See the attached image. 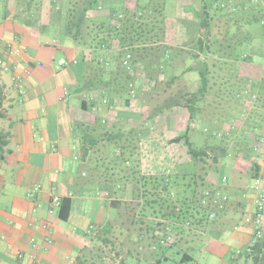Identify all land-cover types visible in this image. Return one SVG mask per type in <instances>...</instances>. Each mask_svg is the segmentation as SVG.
Returning <instances> with one entry per match:
<instances>
[{
    "label": "crops",
    "instance_id": "obj_1",
    "mask_svg": "<svg viewBox=\"0 0 264 264\" xmlns=\"http://www.w3.org/2000/svg\"><path fill=\"white\" fill-rule=\"evenodd\" d=\"M100 1L102 3H98L96 9L93 8V0H3L0 4V134L5 135L8 142L4 154L6 161L0 167L1 170L7 166L8 170L5 174L0 173V184L7 186L11 183L16 187L12 213L0 214V264H106L110 258L105 246L113 244L112 241L119 243L118 236L126 234V241H133L134 250L138 243L134 239L131 241L130 235L144 238L142 234L153 232L157 239L156 224L146 220L145 214L139 212L136 216L148 224L147 228L139 220L132 224L126 221L129 214L122 212L120 206L116 209L118 222L112 220L110 204L128 201L127 195H138L136 187L140 180L132 174L129 166L113 161L109 157L113 152L108 148L110 140L118 142L116 152L123 146H129L125 153L127 156L134 154L139 172L147 176L176 174V171L169 173L167 165L172 169L173 165L184 163L173 157L174 150L183 142L171 143L184 132L170 135L177 130L173 129L170 121L171 113L175 107H182L174 105L159 116H146L144 110L148 101L144 96L149 97L150 91L154 90L155 81L151 77L155 78L159 72H184V65L176 64L175 72L174 68L166 67H160L158 72L155 60L158 48L164 49L162 55L166 58L172 56L174 49L184 50L182 45H176L178 37L174 35V27L169 20L195 21L191 14L194 9L189 0ZM228 1L234 7L240 5L237 7L241 10L248 0ZM172 7L176 8V15H173ZM260 10L264 14V0H261ZM77 11L84 15L86 27L92 28L97 20L104 21L106 26L113 25L112 11L135 14L137 26L142 25V29L131 27L123 31L111 43L113 52L120 51L123 43V49L132 51L134 58L142 59L137 64L140 73L136 81L142 96L131 102L129 107L121 98L105 97V91L89 93L80 89V83L90 82L94 76L90 69L81 67L74 70L82 50L76 48L74 39L67 35V28L76 26L71 22L75 20ZM161 18L163 25L159 26L158 19ZM89 32H86L87 36ZM187 35L183 36L184 43L193 40ZM221 37L216 40L211 36L209 40L219 43ZM92 39L94 37L86 41L89 43ZM221 42L226 44L225 40ZM262 43L261 51L264 41ZM224 46L222 50L221 46L214 47L207 56L200 54L203 59H211L213 74L226 73L223 62L224 51L228 49ZM93 52V49L85 50L88 56ZM63 60L67 64L61 66ZM229 64L234 66L232 61ZM242 65L240 63L237 67ZM253 65L246 63L245 67ZM167 82L162 78L158 83ZM220 87L211 84V90L219 91ZM219 94H214V103L221 97ZM102 97L108 100L104 102ZM261 103L257 111L260 114L264 112V101ZM245 107L249 112L245 113L244 119L235 118L227 123V127L216 122L211 128L216 132L228 131L234 138L264 140V118L259 116V121V118L252 121L254 105L250 102ZM184 121L187 128L188 113ZM239 122L243 126L237 125ZM248 124L251 125L247 128ZM259 152L263 153L261 160L264 164V144ZM85 154L88 157L84 161ZM232 165L230 168L236 167ZM129 187L132 190L128 193L124 188ZM35 188L38 191L35 192ZM53 194L59 195L61 201L71 199L68 220L60 219L59 210L51 214ZM254 196L251 193L244 198L240 196L244 209L233 202L228 209L230 214L222 215L227 225L213 236L219 237L221 232L230 230L228 239L220 236L203 240L200 237L199 242H207L209 251H212L210 243L216 240L221 244L243 242L249 251L255 228ZM238 210L241 214H231V211ZM160 228H164L159 230L163 234L176 235L171 232L170 225L163 224ZM198 231L207 234V231ZM95 238L98 244H95ZM125 245L124 239L123 243L115 245L116 264H124L125 252L131 251L125 249ZM150 249L156 251L153 245Z\"/></svg>",
    "mask_w": 264,
    "mask_h": 264
},
{
    "label": "trees",
    "instance_id": "obj_2",
    "mask_svg": "<svg viewBox=\"0 0 264 264\" xmlns=\"http://www.w3.org/2000/svg\"><path fill=\"white\" fill-rule=\"evenodd\" d=\"M99 1L100 0H93L94 9L98 7ZM189 2L193 6L196 15L195 21H182L193 23L194 31L193 36H191L193 40L196 37H200L197 41L190 40L189 42L184 43L182 45L184 50L181 48L178 49V51L174 49L171 53L172 56L169 58L162 55L164 49L158 48L155 62H157L158 65V72L160 71V67L170 68L171 70L174 68L173 72H175L177 68L175 69L174 64L178 66L184 65V72L182 74L180 73V75H178V73L173 74L172 72L169 74L166 71L163 73L159 72L165 78L169 77L170 80L167 82L168 85L180 80L182 76L185 77L189 73L199 72L200 78L195 82L197 84V89L194 91L186 90L183 95H181L182 103H173V105L180 106L189 112V124L184 133L181 136L172 139L171 143L180 144L183 142L187 148V165L192 166L193 171L190 173H184V175L178 174V172L176 174L160 176L142 175L141 172H139V164L135 159L134 154L127 156V153H125V150L129 149V146H123L122 150H119V152H113L111 155L109 154V157H111L113 161L120 162L121 160V163L130 167L132 174L138 176L140 184H142L141 187L139 185L136 187L138 198L143 199L147 206H157V208H159L157 211L158 214H165V218L168 217L169 219L174 220L178 225L175 231L176 235H179L178 233L183 231L181 226L184 225L185 227L186 224L190 225L193 229L201 228L204 231H206L204 225L209 221L214 224H219V218L221 215L229 213L228 209L233 205V202L237 204L239 203V208L241 207L244 209V203L242 202L243 199H240V196L244 198V196L253 192L252 183L260 176L263 167V160H261V155H263V153H260L259 150L260 146L264 144V140L257 138H241V141L237 140L229 153L228 145L220 139H231L233 135L230 136V133L224 130L222 132H216L217 130L215 131L213 128L206 127L199 130L198 127V123L201 122V117H203L205 105H211L207 100L212 91V77L213 75H216L213 74L211 70V59H203L200 56V54L206 56L209 55L213 48L217 46V42H211L209 38L213 36L212 34L218 33L213 26H219L220 22L219 19H217V16L213 17L210 14V11H213L215 4L217 10H221L223 7H230L232 12H229V16L233 14L243 15L250 10H254L259 13V17L255 15V20L262 21L263 19L262 24L264 25V14L260 10L261 0H248L246 3H243L244 6L242 5L243 8L241 10L238 8L240 5L234 7L229 1L223 3L222 6H218L216 0H212V3L210 0H189ZM247 4L248 6H246ZM161 15L163 14L161 13ZM229 16L227 14L221 15L223 20H228ZM74 17L75 20L71 23L76 26L67 28V35L70 34L75 41L76 48L82 50L77 56L78 60L76 63L78 65L75 66L76 68L74 70L77 71V69L81 67L90 69L94 76V80L80 83V89L89 93L94 90L105 91L107 93V96L105 97H110L112 99L115 97L121 98L125 101L127 107H129L131 102L137 101L139 97L142 96H140L141 90L136 85L138 74L140 73L137 64L141 63L142 59L139 60L137 57L134 58L132 51L123 49V43L121 44L120 51L113 52L111 43L115 38L120 37L123 34V31L125 32V30H129L131 27L142 29V25L137 26V16L132 13L130 14L128 11H112L111 18L114 22L113 25L106 26L104 21L94 20L96 22H93L94 24L92 28L89 25V27L84 25L86 22L84 21L85 17L83 14L81 15L77 11ZM158 20L159 26H162V18ZM223 20L220 18L221 22ZM226 23H228V21L224 24L226 25ZM189 29H187L189 30L187 31V34L192 33L191 26H189ZM86 32H89L88 36L86 35ZM90 37H94V39L88 43L86 39ZM107 40L110 41L109 44ZM120 40L122 41L123 38ZM225 45L227 46V49L231 51H224L226 53L224 56L225 61L223 62L225 69L223 70L226 71V75L237 78V73L251 69L245 67V64H254L252 57L246 55H241L242 57H239L237 53L235 54V52H233L231 45ZM220 46L221 50L225 47L223 43ZM86 49H93L94 52L90 53V56H88L85 53ZM260 49V47H257L253 50V53L260 51ZM178 54H180L181 57H179ZM229 61H232L235 67H230ZM126 62H128L129 65H126ZM240 63L243 65L239 68L237 65L239 66ZM257 66L263 65L258 64ZM145 77L148 78V74H146ZM151 78L152 81H155L153 89L158 88L160 85L158 82L160 80L157 76L155 77L156 79L153 77ZM132 90L135 93L134 95L132 94ZM105 97H102L104 98L103 100H108V98ZM85 105L86 103L83 102L84 107H86ZM167 109V107L164 109H157L155 115L159 116L162 113L164 114ZM225 135L228 137L225 138ZM117 143L116 140H110L109 142V144H116V146ZM7 145V137L0 134V167L6 161L4 154ZM219 155L226 158L229 155L232 159V166L236 165L235 168L232 167V169L234 168L233 183L234 185H236L235 183L238 184L234 191L230 188V185L226 183L227 179L225 177V171L223 170L225 167ZM87 157L88 154L83 155L84 161ZM209 159H211V162L208 161ZM208 169L215 171L219 175V179L222 181L221 186L217 185L214 188L206 187V177L204 172H207ZM208 191L213 193L220 191L228 196L226 208L218 214L215 220L210 219L211 211L215 210L211 201L208 200L207 202H204L205 194ZM231 192H233V196H231ZM110 205L112 208L117 209L120 206V203L113 201ZM241 205H243V207ZM70 214L71 199L64 198L61 201L59 217L65 221L69 219ZM257 231L258 230L255 229L253 232L252 245L249 248V253L255 264H264V231L261 237L257 236ZM169 235L173 234L168 233L164 238ZM192 259L191 255L184 254L182 261L186 262L191 261Z\"/></svg>",
    "mask_w": 264,
    "mask_h": 264
},
{
    "label": "rangeland",
    "instance_id": "obj_3",
    "mask_svg": "<svg viewBox=\"0 0 264 264\" xmlns=\"http://www.w3.org/2000/svg\"><path fill=\"white\" fill-rule=\"evenodd\" d=\"M210 1L212 3V0ZM216 1L218 6H222V4L228 0ZM1 3H3V0H0V4ZM99 3L101 4L102 2L99 1ZM61 6H63V4H61ZM215 6L216 4L214 5L213 11H210V14L213 17H218L217 19H219L220 25L213 26V28H216V32L218 33L212 35L215 36L216 40H219L220 38L218 37L222 36L221 41L225 40L228 46L231 45L233 52H235V54L237 53L239 57H242L241 55L252 57L254 61V67L252 66L250 70H245L243 72L238 71L239 73H237V78L230 77L226 74L213 75L211 84H217L218 86L221 85V87L219 91H214V89L211 91V95L207 100L211 105H205L203 117H201V122L198 123L199 130L206 127H214L215 125L213 123L216 122L219 124L221 123L220 125L222 126L224 124L225 127L228 122L233 121V119L235 118L244 119L245 113L249 112V110L245 106H248L250 102L252 103V105H254L253 116H251L252 121H256L255 119L259 118V116H262L264 118V112H261V114L260 111L257 112L258 108L263 104L261 102L264 101V49L263 51H261L260 49V51L253 53V50H255L257 47L261 48V46L263 45V19L262 21H256L255 15L259 17V13L254 10H250L244 13L243 15L233 14L229 16V12H232L230 10V7H223V9L217 10ZM172 10L174 11L172 12L173 15H176V8L172 7ZM191 14L194 16V18H196L194 11H192ZM222 14H227L229 16L228 20H223V18L221 17ZM220 18L223 20L222 22L220 21ZM182 20L183 19L169 20L170 24L174 27V35L178 37V43L176 44L178 46L184 44L183 36H185L187 34V31L190 30L189 26H191L192 33H188V35L193 36L194 31V26L192 22L186 23V21L184 22ZM189 21L192 20L189 19ZM227 21L228 23H226L225 25L224 23ZM221 41L217 43L216 47H219L221 45ZM178 55L179 57H181L180 54ZM258 64L263 66H257ZM178 75H180V73H178ZM156 76L159 80L165 78L164 76H161L159 74H157ZM199 78V72H192L186 75L185 77L182 76L180 80L173 82L171 85L160 84L158 88L150 91L149 97L144 96V98H146L145 100L148 101L146 109L144 110L146 116H148L149 114L155 116V112L157 109H164L166 107L171 109V107L174 106L173 103H182L181 95H183L186 90H196L197 84L195 82L198 81ZM165 80L169 81L170 79L169 77H166ZM187 83H190V85L188 86ZM230 84H232V86H230ZM260 88L262 90H259ZM253 89L255 91H252ZM217 93H220L219 96L221 97H219V100L214 103V94ZM253 95L254 97H252ZM257 95L258 97H256ZM187 113L189 114V112L187 110H184V108L180 109L178 107H175L174 112L171 113L172 116H170V121L173 125V129L177 130L170 135H180L186 130L184 116H186ZM182 114L183 117H181ZM259 120L260 118L258 119V121ZM237 125L243 126L242 122H239ZM250 125L251 124H248L246 125V127L248 128L250 127ZM224 137L226 138L228 136L225 135ZM220 140L228 145V152L230 153L237 140L241 141V138L236 139L232 137L231 139L224 140L222 138ZM108 149L111 152H116L118 147L116 146V144H109ZM173 157L176 158V161L184 163L173 165L172 169L169 168V165H167L169 173L172 171H176L178 172V174L184 175V173H190L191 171H193V167L187 165V148L183 143L178 145V148L174 150ZM219 157L225 167V169L223 168V170L225 171L224 173L227 179L226 183H228L230 185V188L234 191L236 189V185H234L233 183V169L230 168V165L232 164V159L229 155L227 158L222 157L221 155H219ZM208 161L211 162V159H209ZM7 170L8 167L4 166V168L0 170V173L5 174L7 173ZM204 173L206 177V187L214 188L217 185H222V181H220L219 175L215 171L208 169V171ZM138 185L140 187L142 186V184ZM124 189H128V193L132 190L131 187ZM15 190L16 187L12 186L11 183H8L7 186H2L0 184V214H2V212L12 213L15 202ZM251 194L253 195L254 193L251 192ZM233 195V192H231V196ZM126 199H128V201H124L125 203L120 202L121 211L125 212V214H129V218L126 217V221L131 222V224L133 221L135 222L136 220H139V222H141L142 219H138L136 215L139 212L144 213L146 220L150 219L153 222L152 225H154V223L156 224V237L158 241L157 239L155 240V235L153 234V232H151L150 234H142L144 235V238H142V236H139L138 238L137 235H130L131 241L134 239L137 240V242H135L138 243L135 244L136 249L134 250V245L132 243L133 241L130 243L126 241V234L123 237L118 236L119 243L112 241L113 244L105 246V248H107L108 250L107 255L110 258L109 260H106V264H116L117 248L115 247V245L117 246V244L123 243V239L126 242L124 248H128L131 250L127 251V253L125 252L123 260L124 264H150L153 261H156L157 264H255L253 258L250 257L249 251L246 250V246L243 245V242L234 244V241H229L226 244H221V242L216 240L210 243V248L212 251H209L207 242H199L200 237L203 240H207L208 238L210 239L211 237L219 238L220 236H222L223 239H228L227 236L229 235L230 230L221 232V234H219V237L213 236V234H217V232L219 233V230H222V228L226 227L227 225L223 222L224 218L222 215L219 218V224H214L213 222L209 221L207 224L204 225L207 234H202V231L200 232L198 231V229H193L190 225L186 224L185 227L184 225L181 226L183 228V231L179 232V235H172L173 240L172 243H170V246H162L160 244V241L164 239L166 234H163L159 231L164 229H161L160 226L163 224L170 225L171 232L173 233L176 231V227L178 226L175 221L169 219L168 217L165 218V214H158L157 211L159 210V208H157V206H147L145 204V201L143 199H139L137 195H127ZM116 212L117 210L113 208L111 218L112 220L114 219L115 222H118ZM228 214H230V211ZM231 214H241V211H231ZM226 222L228 223V221ZM137 224L139 223H136V225ZM140 224L145 226V228H147L148 226L146 222H141ZM200 230L203 229L200 228ZM97 240L98 239L96 238L94 239V241H96L95 244H98ZM152 245L156 248V251L150 249ZM213 251H215V253ZM238 252H240V254H238ZM184 254L191 255L193 259L191 261L183 262L182 259L184 257ZM165 258H167V260Z\"/></svg>",
    "mask_w": 264,
    "mask_h": 264
},
{
    "label": "built area",
    "instance_id": "obj_4",
    "mask_svg": "<svg viewBox=\"0 0 264 264\" xmlns=\"http://www.w3.org/2000/svg\"><path fill=\"white\" fill-rule=\"evenodd\" d=\"M67 64L65 60H63L60 65L63 66ZM126 65H129L128 62H126ZM132 94L134 95V91L132 90ZM104 102H106L104 100ZM252 190L255 194L254 198V205H255V212H254V223H255V229L257 231V236L261 237L263 235L264 231V166L262 167L261 174L258 178H256L253 182ZM35 192L38 191V188H35ZM33 194H31V197ZM205 201L208 200L211 201L213 207L215 210L211 211L210 213V219L215 220L218 216V214L226 208V205L228 203V196L224 193H221L220 191L216 192H207L205 194ZM51 214L55 212V210H59L61 206V197L59 195L53 194L51 196ZM254 229V230H255ZM173 237L172 235H169L168 237L161 240L160 244L162 246H167L170 243H172ZM240 254V252H238ZM18 256L21 258V254L18 253Z\"/></svg>",
    "mask_w": 264,
    "mask_h": 264
}]
</instances>
